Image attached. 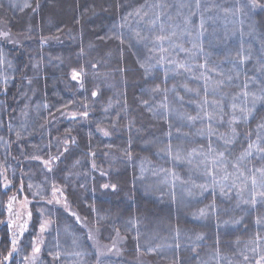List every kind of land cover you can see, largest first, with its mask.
<instances>
[{"label":"trees","instance_id":"16d2710c","mask_svg":"<svg viewBox=\"0 0 264 264\" xmlns=\"http://www.w3.org/2000/svg\"><path fill=\"white\" fill-rule=\"evenodd\" d=\"M258 1L0 0V264H264Z\"/></svg>","mask_w":264,"mask_h":264},{"label":"rangeland","instance_id":"374dc122","mask_svg":"<svg viewBox=\"0 0 264 264\" xmlns=\"http://www.w3.org/2000/svg\"><path fill=\"white\" fill-rule=\"evenodd\" d=\"M231 1L237 4H244L247 7H251V10H256L260 7H263V5L258 0H231ZM0 34L9 43L10 42L19 43L25 40L26 38V36H20L19 34L12 33L5 25H3V27L0 26ZM103 132L106 133V135L110 134L109 131L106 129L103 130ZM54 199L58 201L62 200L61 193L58 189L54 192ZM8 211L10 214V219H9L10 226L12 225L16 233H20L24 228H26L25 226L30 219L28 203L24 199H17V197H14L11 199L9 203ZM92 231L94 232V235L92 234L93 233ZM92 231L90 230L92 234L91 238L92 239H94V237L97 238L98 236L97 228L94 227ZM96 251L100 257L109 256V255L117 256L119 252H122L121 241L116 239L111 245L108 246V248L101 249L99 247L98 250Z\"/></svg>","mask_w":264,"mask_h":264},{"label":"snow or ice","instance_id":"6c2138e0","mask_svg":"<svg viewBox=\"0 0 264 264\" xmlns=\"http://www.w3.org/2000/svg\"><path fill=\"white\" fill-rule=\"evenodd\" d=\"M74 79H75V76L73 77ZM94 95H95V93H94ZM86 115V114H85ZM106 134V133H105ZM222 155V154H221ZM253 184H255V179L253 178ZM105 187H108L107 185H105ZM261 195L262 196H264V193H261ZM13 243L15 244V241H13ZM37 251H38V249H37ZM9 255H11V253H9Z\"/></svg>","mask_w":264,"mask_h":264}]
</instances>
